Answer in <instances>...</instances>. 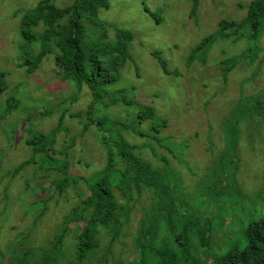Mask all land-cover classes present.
I'll return each mask as SVG.
<instances>
[{
    "label": "rangeland",
    "instance_id": "obj_1",
    "mask_svg": "<svg viewBox=\"0 0 264 264\" xmlns=\"http://www.w3.org/2000/svg\"><path fill=\"white\" fill-rule=\"evenodd\" d=\"M40 1L0 0V71L8 83L0 94V255L5 257L0 264L12 263L14 249H37L35 257L41 256L74 207H83L88 184L108 164V148L118 149L119 137L159 165L178 201L169 206L197 214L201 225L214 230L213 244H224L227 236L225 229L207 224L219 190L229 205L240 202L244 220L264 211V19L256 37L250 25L236 33L229 28V37L221 27L222 20L241 21L252 0H199L196 9L195 0H108L95 21L83 19L88 40L105 33L115 43L121 29L133 38L120 77L100 89L96 100L87 85L63 78L55 52L34 72L22 65V21ZM53 1L60 8L74 2ZM44 28L43 22L32 26L36 32ZM210 35L216 41L199 45ZM25 49L33 57L39 43ZM141 108L140 114L150 116L140 122ZM158 195L168 200V193ZM136 200L133 220L121 232L115 229L120 234L110 264H128L134 250L146 244L153 227L140 222L146 209L163 215L151 190ZM173 222L180 232L182 223ZM95 225L80 224L81 229ZM75 231L64 238L61 264L78 262ZM166 232L161 229L158 236ZM110 234L101 230L96 236L101 246L79 264H98L97 253L105 252Z\"/></svg>",
    "mask_w": 264,
    "mask_h": 264
},
{
    "label": "trees",
    "instance_id": "obj_2",
    "mask_svg": "<svg viewBox=\"0 0 264 264\" xmlns=\"http://www.w3.org/2000/svg\"><path fill=\"white\" fill-rule=\"evenodd\" d=\"M198 1L195 0L194 9ZM100 6L107 7L108 0L105 2L103 0H74L65 8L56 6L53 0L40 1L38 6L24 15L22 21L21 33L25 40L22 46L25 53L22 65L27 66L29 73L34 72L47 55L55 52L56 65L60 68L59 72L63 78L78 81L80 85H87L91 88L95 100L102 96L97 92L113 85L112 83L120 77V70L126 61L128 43L133 35L121 29L118 30L115 43L108 40L105 33L96 40H88L87 27L83 19L89 18L95 21L98 18ZM247 6L248 12L241 21H221L226 37L232 35L228 32L229 28H233L236 33L246 25L252 27V37L259 35L264 19V0H252ZM41 22L44 23L45 28L40 32L33 31L32 26H37ZM206 40L213 43L216 37L207 36L199 45L206 44ZM33 42L39 43V50L33 57H29V51L25 49L26 44ZM233 65L230 64L229 67ZM4 76L5 72L0 71V94L8 89ZM148 108L146 107L145 110L141 108L139 111L140 122L144 117L150 116L140 114ZM91 110L92 107L87 112ZM73 116L77 115L73 114ZM140 133L144 134L143 131ZM117 140L118 149L115 150L114 146L108 148V164L93 177V182L88 184V190L85 193L87 198H83L82 203H79L83 207L80 208L78 205L74 207L73 214L51 245L41 251V256L38 258L35 257L37 249H14L16 255L11 259L10 264H61L63 255L60 251L63 250V241L67 232L70 229L72 231V228H77L75 231L77 264L89 252L101 246L96 241V236L101 233V230H110L111 238L105 252L101 256L97 253L98 264H110V256L115 254L114 241L118 239L123 226L133 220V211L137 205L136 199L142 195L144 189L151 190L152 196L156 199L155 206L163 212V215L154 216L150 209L144 211L140 222L146 223L147 220V224L153 227L146 233L148 237L146 244L134 250L128 264H264V211L258 212V215H248L247 220H244L241 213L243 206L239 208L237 204L240 202L229 205L222 198L219 190L216 210L207 224L225 229L227 236L224 238V244L215 245L213 243L217 240L214 230H209L206 224L201 225L202 223L194 218L197 214L171 208L178 201L174 198L169 183L162 181L160 177L162 171L158 168L159 165L145 159L144 155L137 151V146L128 142L124 137H119ZM51 143L49 146L52 145ZM148 146L152 148L155 155L158 154L151 142ZM43 147L44 145L39 146L40 150ZM226 156L220 158L219 161L225 162ZM22 166L23 164L19 170ZM47 186L49 185L44 184V187ZM261 190H264V187ZM161 192L168 193V196L166 195L168 200L165 202L159 199L158 194ZM150 216L151 219L154 218L157 225L152 223ZM86 221L89 224L96 223V225L81 229L80 224ZM173 221H178L180 226L182 223L180 232H176V225ZM161 223L166 224L162 227ZM118 228L120 232H116L115 229ZM166 228L167 232L159 237V231L166 230ZM98 238L102 241L99 236ZM16 247L20 246L16 244ZM1 258H5L3 254L0 255ZM72 263H76L75 259Z\"/></svg>",
    "mask_w": 264,
    "mask_h": 264
}]
</instances>
